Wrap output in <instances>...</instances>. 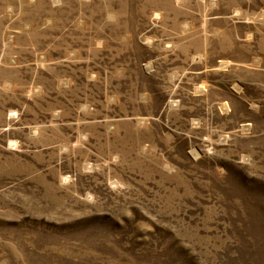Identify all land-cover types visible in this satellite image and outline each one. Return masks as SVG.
I'll use <instances>...</instances> for the list:
<instances>
[{
    "label": "rangeland",
    "instance_id": "1",
    "mask_svg": "<svg viewBox=\"0 0 264 264\" xmlns=\"http://www.w3.org/2000/svg\"><path fill=\"white\" fill-rule=\"evenodd\" d=\"M0 264H264V0H0Z\"/></svg>",
    "mask_w": 264,
    "mask_h": 264
},
{
    "label": "bare ground",
    "instance_id": "2",
    "mask_svg": "<svg viewBox=\"0 0 264 264\" xmlns=\"http://www.w3.org/2000/svg\"><path fill=\"white\" fill-rule=\"evenodd\" d=\"M55 1H58V0H55ZM5 43H6V42H5ZM192 153H193L194 155H197L198 151H197L195 148H193V149H192Z\"/></svg>",
    "mask_w": 264,
    "mask_h": 264
}]
</instances>
